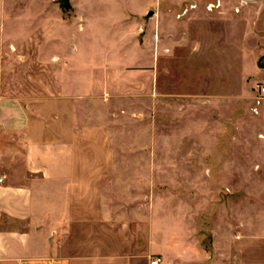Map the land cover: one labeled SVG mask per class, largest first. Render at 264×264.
<instances>
[{
  "label": "crops",
  "instance_id": "1",
  "mask_svg": "<svg viewBox=\"0 0 264 264\" xmlns=\"http://www.w3.org/2000/svg\"><path fill=\"white\" fill-rule=\"evenodd\" d=\"M72 1L82 24L58 0H0V264H264V226L224 194L223 70L176 69L193 18Z\"/></svg>",
  "mask_w": 264,
  "mask_h": 264
},
{
  "label": "rangeland",
  "instance_id": "2",
  "mask_svg": "<svg viewBox=\"0 0 264 264\" xmlns=\"http://www.w3.org/2000/svg\"><path fill=\"white\" fill-rule=\"evenodd\" d=\"M160 1L162 7L180 10L176 13L179 20L193 18L192 44L178 50L176 69L179 68L180 76L184 75L189 81L190 76L195 79L204 71L210 74L223 70L224 101H230L223 112V132L235 137L233 146L237 147L240 168L234 179L235 188L226 189L224 194L239 200L241 220L254 219L257 228L263 227L264 97L258 94L257 86L264 84V0ZM58 2L66 20L75 16L83 23L84 15L76 13L72 0ZM197 9L205 12L193 15ZM153 15L156 14L144 18ZM146 29L141 30L140 38L146 35ZM84 31L81 25V32ZM163 36L167 37L166 31ZM207 80L209 85L214 84L210 78ZM236 83L238 88L232 95L230 89L232 84L235 88ZM224 144L226 148L231 143L225 141ZM240 223L242 227L243 222Z\"/></svg>",
  "mask_w": 264,
  "mask_h": 264
},
{
  "label": "built area",
  "instance_id": "3",
  "mask_svg": "<svg viewBox=\"0 0 264 264\" xmlns=\"http://www.w3.org/2000/svg\"><path fill=\"white\" fill-rule=\"evenodd\" d=\"M257 92L260 95V97H264V84H259L257 86ZM161 263V257L160 256H152L150 264H160Z\"/></svg>",
  "mask_w": 264,
  "mask_h": 264
},
{
  "label": "water",
  "instance_id": "4",
  "mask_svg": "<svg viewBox=\"0 0 264 264\" xmlns=\"http://www.w3.org/2000/svg\"><path fill=\"white\" fill-rule=\"evenodd\" d=\"M152 14H153V12H152V11H150V12H149V15H152Z\"/></svg>",
  "mask_w": 264,
  "mask_h": 264
}]
</instances>
